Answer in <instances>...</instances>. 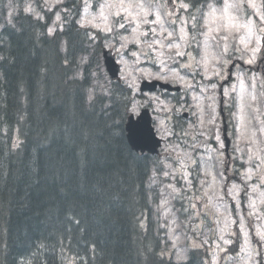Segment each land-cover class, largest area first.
Returning a JSON list of instances; mask_svg holds the SVG:
<instances>
[{"label": "trees", "instance_id": "1", "mask_svg": "<svg viewBox=\"0 0 264 264\" xmlns=\"http://www.w3.org/2000/svg\"><path fill=\"white\" fill-rule=\"evenodd\" d=\"M4 6L0 0V264L41 237L44 264H202L196 251L185 262L166 260L164 238L150 221L143 226L150 162L130 168L109 131L131 92L114 84L87 104L97 55L78 79L87 44L74 13L49 35L52 13L7 21Z\"/></svg>", "mask_w": 264, "mask_h": 264}, {"label": "snow or ice", "instance_id": "2", "mask_svg": "<svg viewBox=\"0 0 264 264\" xmlns=\"http://www.w3.org/2000/svg\"><path fill=\"white\" fill-rule=\"evenodd\" d=\"M40 7L49 13L54 12L56 22L62 20L61 13H64L63 18L69 12L74 13V23L78 29L84 30L83 34L91 42L94 55L115 53L121 58L119 64H123L126 70L132 69L125 71L121 77L131 93L143 92L138 84L140 80H155L162 82V86L174 83L183 87L185 93L198 88L199 95L192 99L197 101V119L201 125L215 123L218 87L217 83L206 85L203 81L228 82L235 78L237 83L230 87L219 85L223 97L236 93L237 85L240 88L238 111L233 115H238V140L245 143L246 150L237 145L241 153L240 168L244 170L237 169L231 178L226 171L210 170L206 162L202 167L201 161L194 155L200 150L196 144L191 145V151H186L172 142L173 137L179 139L189 135L179 121L169 128L164 120L148 118V107H152L153 102L160 105L159 96H148L147 106L139 105L135 99L126 103L120 121L114 122L109 131L119 149L126 152L130 168L137 161L150 162L145 192L153 193L159 200L157 212L163 214L166 220L171 214L173 200L188 201L187 207L181 204L180 211L187 214L185 220L189 223L207 215L198 208L200 197L193 191L196 188L194 180L199 182L204 198H208L209 192H223L217 195L218 200L222 201L225 195L235 200L243 193L248 199V215L264 218L257 210V200L252 196L258 194L259 204L264 205V139H261L264 137V121H258L259 127L249 128L251 121L246 112V108L258 111L256 105L264 97V92L261 97L255 94L258 82L264 88V0H71V7L65 0H44ZM25 11L32 13L34 9L29 6ZM36 18L44 17L36 13ZM55 30L49 27L48 34ZM146 61L151 68L141 67ZM82 63L86 61L82 60ZM197 76L200 77L199 81L196 80ZM246 79L252 91L246 89ZM155 86L152 85L153 88ZM175 99L179 108L164 104L162 110L168 113L183 111L184 102L180 98ZM202 100L209 101L206 106L207 121ZM159 110L153 109L154 112ZM215 139L222 149L224 145L220 143V137L216 136ZM161 142H164L163 153L156 151ZM147 153H154V157ZM222 155L221 152L220 157ZM86 164L84 161L83 166ZM193 171L196 172L195 178L192 177ZM59 190L65 192L64 187ZM204 207H207V203ZM228 211V207L224 206V212ZM215 222L219 225L221 217L217 216ZM223 224V228H218L217 237L222 244L218 243L216 247L221 253H228L229 249L222 245L233 243L230 237L235 233L230 225L237 224V220L224 216ZM239 226L241 234L245 236L244 243L248 245L247 225L243 219ZM160 227L168 228L169 224ZM181 227L183 222L172 215L170 231L176 239H179L175 235L176 230ZM254 234L257 244L264 246V226L255 228ZM45 249L44 238L31 240L16 252L11 264H44L41 255ZM232 251L235 252V249ZM251 252L257 257L260 255L259 248H253ZM212 255L211 264H218L219 258Z\"/></svg>", "mask_w": 264, "mask_h": 264}, {"label": "rangeland", "instance_id": "3", "mask_svg": "<svg viewBox=\"0 0 264 264\" xmlns=\"http://www.w3.org/2000/svg\"><path fill=\"white\" fill-rule=\"evenodd\" d=\"M67 0H65V3ZM6 19L9 20V18L14 15L18 9H22V11L25 14H30L33 18L36 19V13H39L41 16H43L42 12L46 11L47 9H42L40 5L44 3V0H6ZM31 6L34 9V12L29 13L25 11L26 8ZM55 11V10H54ZM62 19L64 17V13H61ZM68 22L71 19V13L69 12L67 14V17L65 18ZM67 23H63V20L60 22L55 21V15L53 12L52 20L48 26L55 28L56 30L64 29V26ZM55 30V31H56ZM83 30V29H82ZM54 31V32H55ZM84 31V30H83ZM53 32V33H54ZM52 33V34H53ZM51 34V35H52ZM87 41L90 42L87 38ZM91 44V42H90ZM90 49H93L92 46H90ZM60 50L61 52H64L65 50V42L61 41L60 44ZM92 51V50H91ZM87 52L85 54L80 55L77 59V78H82V72L84 69V66L87 63L88 57L86 56ZM115 54V53H114ZM116 56V61L121 59L119 56ZM101 58V56H100ZM98 58L97 61L94 62V70H93V84L89 88L87 92V99L88 101L92 100L96 95L99 94H108L110 90V80L108 75L105 72L102 59ZM83 61H86V63H82ZM119 64V63H118ZM120 66V78L125 74V71H132L131 68L125 69L123 64H119ZM141 67L143 68H151V65L149 62H145ZM155 71V69H152ZM264 76V74H262ZM196 80L199 81L200 77L197 76ZM143 80L138 81V84ZM146 81H152V80H146ZM223 81L217 82L215 80L213 81H203L204 84H210V83H217V104H216V119L214 124L205 123L201 125L197 119V113L198 108L196 107L197 101L193 100V96L199 95V89L197 88L195 91L189 90L187 93H185V90L180 85L170 83L173 86H180L181 92L178 96H167L163 92L157 91L155 93L151 94H141L140 92H137L135 94L131 93L130 99H135V101L139 105L147 106V97L148 96H159L160 97V105H157L155 102H153L152 107H148L155 120H164L165 123L169 128H172L174 125H176L177 121L180 122L185 128V130L188 131L189 135L187 137H180L177 139L176 137L172 138V142L175 144H179L180 147L186 151H191V145L196 144L197 147L200 149L198 152H196L194 155L195 157L201 161L202 167L204 166L206 162V166L213 171L223 172V162L224 158L223 155L220 157V161L217 159L218 156H220L221 149L220 144L216 141V136L220 137V143L221 141V120L218 117V106H219V85ZM121 83L125 86L124 80L121 79ZM237 81L235 78H232L229 82V84L225 87H230L231 84H236ZM245 87L248 91H252L250 88V82L246 79L245 81ZM264 92V88H261L258 82L257 88L255 89V94L258 97H261V93ZM239 93L240 88L239 85H237V92L232 93L229 97H224L225 102V111L227 115V120L230 126V132H231V138L233 139V147L232 151L233 157V166L236 168H240V165H238V162L241 163L240 157L241 153L237 150V145H239V148L246 150V145L243 141L238 140L239 136V122H238V115H233L234 113H237L238 107H239ZM90 96L92 97L90 99ZM180 98L182 102H184V110H188L191 114L190 119H183L180 117L179 113H168L162 110V105L164 104H172L176 105V99ZM247 102V95L245 97ZM209 101L202 100L201 104L205 106L206 108V114H205V120L207 121L209 119L207 115V104ZM177 108L180 107V105H176ZM258 111H253L251 108H246V112L248 114V118L251 121L249 124V128L259 127L258 121H264V97H261L259 100L258 105ZM154 108H160L161 110L154 112ZM179 129V128H177ZM200 133H203V135H200ZM261 139H264V137H261ZM3 140H5L3 138ZM206 145V148H205ZM259 146V145H258ZM164 148V142L160 148L161 153H163ZM216 149H220L219 152L216 151ZM246 159V156L244 157ZM244 169H241L243 171ZM236 170H233L231 175L233 176L234 172ZM192 177H196V172H192ZM195 181V180H194ZM238 182V181H237ZM196 188L193 190L197 197H200L198 205H200V211L201 213H207L206 216L202 215L199 220L193 221L189 223L188 220H185L186 213H182L180 211L181 204L183 203L184 207L188 206V201H178L173 200L172 201V207L170 210V216L168 220L165 219V216L163 214H160L157 212V205L159 203V200L157 199L156 202H153V193L150 194V206L152 209V230L155 234L161 235L165 238V241L162 243V248L160 250L161 252H164V257L166 260L174 261L177 263L184 262L188 258V254L192 250H196L199 252V258L203 260L202 264H211L213 255L215 254L218 259V264H264V246H260L256 242V237L254 234L255 228H260L261 226H264V218L257 219L255 216H249L248 213L250 209L247 207L248 205V199L247 197L241 193L240 197L238 199L233 200L232 197H229L226 195V200H218L216 197L217 195H222L223 192H209L208 198L203 197V190L200 189V184L198 181H195ZM217 185H220V181H217ZM230 186V184H229ZM159 190V189H157ZM249 193H251V190L249 189ZM253 199L257 200L258 208L257 210L261 212L262 217H264V205H260L258 201V194H252ZM207 203V207L205 208L204 205ZM224 206H227L229 211L228 213L224 212ZM217 209H219V212H217ZM174 215L178 217L179 221L183 222V227L176 230V237H179V239H176L173 237L172 232L170 231V219L171 216ZM217 216L221 217V222L219 225L216 224ZM224 216H229L231 219H236L237 224L230 225L231 231L235 233V235L231 236L230 239L233 241L231 245H222V247L228 248V253H221L216 245L218 243H221V241L218 240V228H223V218ZM243 219V222L247 225L245 231L248 234L249 244L245 245V236L244 234H241L240 232V226L239 222ZM168 223V228H161L160 225H164ZM159 230H161V233H158ZM214 230H216L214 232ZM204 241H207V243H204ZM167 242V243H166ZM173 244H175V247H173ZM203 245L202 247H194L193 245ZM243 248L244 250L241 251L240 249ZM253 248H259L260 255L257 257L252 252L251 249ZM232 249H235V252L232 251ZM179 257V258H178ZM252 257V259H250ZM64 263L66 264H74V261L70 258H65Z\"/></svg>", "mask_w": 264, "mask_h": 264}, {"label": "water", "instance_id": "4", "mask_svg": "<svg viewBox=\"0 0 264 264\" xmlns=\"http://www.w3.org/2000/svg\"><path fill=\"white\" fill-rule=\"evenodd\" d=\"M103 58H104V64L106 67L107 72L109 73L111 78H115L117 73H118V66L115 64L114 58L112 55H108L105 56L103 54ZM155 84L156 86L153 88L152 85ZM157 87L161 88V89H166V90H174V91H178L179 88H171L168 84H164L162 86L161 82L158 81H152V82H142L141 84V88L143 89V91H154ZM148 118L149 115H148ZM226 127L224 128V133H225ZM228 141V140H227Z\"/></svg>", "mask_w": 264, "mask_h": 264}, {"label": "flooded vegetation", "instance_id": "5", "mask_svg": "<svg viewBox=\"0 0 264 264\" xmlns=\"http://www.w3.org/2000/svg\"><path fill=\"white\" fill-rule=\"evenodd\" d=\"M218 116H219V118L221 117L219 109H218ZM232 164H233V159H232L231 153H230L229 158H226V162L224 164L225 165L224 169L226 170V174H229L230 171L237 170V169H239L241 171V168H236ZM238 165H240V162H238Z\"/></svg>", "mask_w": 264, "mask_h": 264}]
</instances>
